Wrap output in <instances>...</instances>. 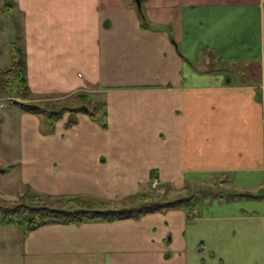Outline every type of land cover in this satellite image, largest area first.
<instances>
[{"label": "crops", "instance_id": "obj_1", "mask_svg": "<svg viewBox=\"0 0 264 264\" xmlns=\"http://www.w3.org/2000/svg\"><path fill=\"white\" fill-rule=\"evenodd\" d=\"M140 1L16 0L30 90L85 92L106 116L79 113L68 126V113L50 124L8 106L0 167L11 171L1 177L17 174L40 196H87L112 208L139 200L153 180L200 197L137 220L19 229L22 255L57 264H264V0ZM197 56L218 65L198 68ZM257 200L260 211L248 202ZM206 203L234 206L206 211Z\"/></svg>", "mask_w": 264, "mask_h": 264}, {"label": "trees", "instance_id": "obj_2", "mask_svg": "<svg viewBox=\"0 0 264 264\" xmlns=\"http://www.w3.org/2000/svg\"><path fill=\"white\" fill-rule=\"evenodd\" d=\"M6 13L12 16L13 9L11 7L6 8ZM140 16L142 26L147 28L148 23L142 10L140 11ZM20 40L21 38L18 36L17 40L10 44V65L3 70L5 72L7 71L9 76L6 83H0V87L5 96L17 92V96L23 101H26L31 95V90L26 76V53L24 46L19 42ZM18 105L24 112L47 118L50 124H53L61 118L65 114V111L70 112L68 126L77 122V115L79 113H87L95 120L105 119L106 116L105 113L101 114L103 104L99 102L93 104L87 96L83 98L82 107H87L88 111H84L80 107H73L70 110L50 114L46 108L38 104L21 102ZM10 171L11 168H0V173L2 174H8ZM45 197L29 199L30 197L28 195H23L17 201H8L0 198V228L14 226L21 229L24 234H27L50 224H82L93 221L116 222L127 219L137 220L147 214L190 206L194 204L197 196L178 197L159 202L147 193L140 196L137 206H123L110 209L106 208V205H109L106 201L93 197ZM97 205H100L101 208L96 207Z\"/></svg>", "mask_w": 264, "mask_h": 264}, {"label": "rangeland", "instance_id": "obj_3", "mask_svg": "<svg viewBox=\"0 0 264 264\" xmlns=\"http://www.w3.org/2000/svg\"><path fill=\"white\" fill-rule=\"evenodd\" d=\"M16 0H0V83H6L8 80V73L7 71H3L6 68L9 67L10 65V44L13 43L14 41L17 40V37L20 36L21 40L19 41L22 46H23V34H24V23H23V16L20 14L18 11H15L14 8H16L15 5ZM137 2L135 0H132V5H136ZM9 6V7H8ZM12 8L13 9V14L12 16L8 15L6 13V8ZM236 36H239L238 31L235 32ZM198 58H195V65L198 68L201 69H214L217 67L216 64L209 65L207 64L206 58L203 56H197ZM253 59H256V56H251ZM194 59V58H193ZM228 64V62H226ZM225 63H220V65H224L225 67L227 66ZM216 66V67H215ZM188 72L189 74L192 73L191 65L188 67ZM223 78V77H221ZM235 79V78H234ZM87 96L90 101L94 104L97 103L93 101L94 99L91 98L88 94L85 92H77L75 94H72L70 96H55V95H40V94H35L31 91V95L28 98V100L23 101L17 96V92L8 94V96H5V94L2 92L1 87H0V128L2 127L1 120L7 121L6 117L10 116V114L6 115V113L9 111L8 106H19L18 104L23 102L27 104H38L41 105L42 107L46 108L48 110V113L53 114V113H58L63 110H70L73 107H82V101L83 98ZM102 103V102H99ZM10 107V108H11ZM20 108V107H19ZM21 110V109H20ZM68 113L70 114L69 111H65V114ZM19 114V113H18ZM14 117L12 121V130L16 131L15 129L18 126V121L15 120L14 122ZM47 121L48 119L45 118ZM50 123V122H49ZM7 124V122H6ZM3 169H7L10 167H0ZM0 173V198L8 201H17L21 196L23 195H28L31 198H46L45 196H40L34 192H32L29 188L24 189L22 186L21 181H19V178L16 175H12L10 177H1ZM264 190V187H262ZM213 192L216 194H222L225 198L229 200V192L227 189H219L215 188L212 189ZM264 191H262L263 193ZM149 194L150 196L153 197V199L162 202L166 200H172L174 198L182 197L178 193H172L170 190H161V189H153L150 187V190L146 191L145 194ZM262 193H259V195H263ZM203 195V194H202ZM197 196L200 197V193L197 192ZM210 195H207L206 193L204 194V199L208 198ZM260 197V196H258ZM140 198V197H139ZM227 200V201H228ZM139 200H133L132 204L130 205H124V206H137ZM252 205H256L260 210V208L263 207V203L260 200L257 201H248ZM92 204V203H91ZM234 205L230 203H224V204H219V203H206L205 204V210L206 211H214L218 208L221 210H231ZM96 207H100V205H97ZM123 207V206H122ZM104 208V206H103ZM106 208H112L110 205H106ZM257 209V210H258ZM212 224V223H211ZM21 230V229H20ZM19 228L14 227V226H4L0 228V264H57L55 261L52 259H45V260H31L26 259L22 255V249L20 248V240H21V235ZM21 232H23L21 230ZM24 233V232H23ZM19 235V236H18Z\"/></svg>", "mask_w": 264, "mask_h": 264}, {"label": "built area", "instance_id": "obj_4", "mask_svg": "<svg viewBox=\"0 0 264 264\" xmlns=\"http://www.w3.org/2000/svg\"><path fill=\"white\" fill-rule=\"evenodd\" d=\"M151 187L153 189H157L159 187V182L157 180H153Z\"/></svg>", "mask_w": 264, "mask_h": 264}, {"label": "water", "instance_id": "obj_5", "mask_svg": "<svg viewBox=\"0 0 264 264\" xmlns=\"http://www.w3.org/2000/svg\"><path fill=\"white\" fill-rule=\"evenodd\" d=\"M137 4H138V7L140 8L141 7V1L137 0ZM83 110L84 111H88V108L87 107H83Z\"/></svg>", "mask_w": 264, "mask_h": 264}]
</instances>
